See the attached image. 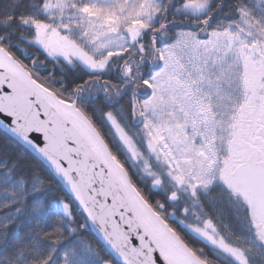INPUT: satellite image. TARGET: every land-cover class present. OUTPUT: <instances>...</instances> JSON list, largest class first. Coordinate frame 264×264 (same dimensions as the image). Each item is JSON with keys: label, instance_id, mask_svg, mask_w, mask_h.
Wrapping results in <instances>:
<instances>
[{"label": "snow or ice", "instance_id": "snow-or-ice-1", "mask_svg": "<svg viewBox=\"0 0 264 264\" xmlns=\"http://www.w3.org/2000/svg\"><path fill=\"white\" fill-rule=\"evenodd\" d=\"M0 264H264V0H0Z\"/></svg>", "mask_w": 264, "mask_h": 264}]
</instances>
